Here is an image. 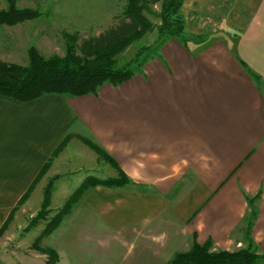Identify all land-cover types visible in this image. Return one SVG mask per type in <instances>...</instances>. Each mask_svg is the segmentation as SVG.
<instances>
[{
    "label": "crops",
    "instance_id": "crops-1",
    "mask_svg": "<svg viewBox=\"0 0 264 264\" xmlns=\"http://www.w3.org/2000/svg\"><path fill=\"white\" fill-rule=\"evenodd\" d=\"M39 1L16 0V7L38 9ZM8 8L0 0V9ZM180 12L187 38L165 39L120 85L30 103L0 95V229L50 159L30 199L70 155L88 170L99 166L81 137L130 180L123 188H91L76 204V230L91 246H147L145 257L168 264L195 242H211L217 252L252 242L264 258V0H183ZM64 17L67 26L99 19ZM32 22L3 26L0 34ZM73 124L80 137L69 140L57 165L53 155ZM106 169L120 177L111 164ZM251 202L257 214L248 232ZM177 246L184 249L172 255ZM18 253L23 263L47 261Z\"/></svg>",
    "mask_w": 264,
    "mask_h": 264
},
{
    "label": "rangeland",
    "instance_id": "rangeland-1",
    "mask_svg": "<svg viewBox=\"0 0 264 264\" xmlns=\"http://www.w3.org/2000/svg\"><path fill=\"white\" fill-rule=\"evenodd\" d=\"M68 1L54 5L53 3L40 0V8L32 9L39 13V17L28 20L33 21L32 23H25L26 25L20 26L18 29H10L9 31L2 29L0 34V60L28 65L29 50L32 47L37 48L46 58L54 55L63 57L67 51L68 37H74L76 46L80 48L84 41L97 36V34L100 35L119 24L124 18L125 10L128 6V0ZM165 1L140 0L139 6L143 9V16L149 20L153 27L143 37L135 40L127 49L116 56L118 68H123L133 62L132 70L134 72L138 71L146 59L155 55L161 43L168 37H172H161L159 33V28L162 24L160 13ZM65 5L70 6L69 12L64 10ZM66 13L75 15L78 18L80 15H96L99 19L92 22L85 18L82 20L76 18L77 21H73V26L72 24L67 26L64 17ZM78 132L77 126L73 124L71 128L66 130L63 139L70 136L71 141L79 136L77 135ZM77 139L85 147H90L81 137ZM84 139L90 141L88 138ZM61 153L55 157L58 160L57 165L60 161H63V159H59L63 157V155H60ZM69 159L68 162L65 160L57 166V176H60V178L54 183L50 206L42 218L37 219L44 202L43 191H45L47 186L43 188V191L38 188V193L33 196V200L30 199V194L22 204L15 206L17 209H15L12 221L0 238V264H27L28 261L25 259L23 263L22 256L21 260L17 258L16 254L19 255L20 253L18 252L20 250H22V253L24 252L23 255L27 258L33 259L34 256H37L36 259L42 258L44 254L35 250L34 244L43 231L51 224L52 220L59 215L70 199L74 197L81 187V182H85L89 177L102 180L111 178L110 173L107 172V163L105 161L99 160L100 164L95 170H88L87 165L90 164L83 165V163H79L73 155H70ZM80 164L86 168L84 171L80 170V167H82ZM67 167L69 168L67 169ZM77 203L72 204V214L66 215L59 228L50 236L44 237L39 244L43 248H56L61 257L60 264H165L166 261H159L154 257L151 259L145 257V247L147 246H115V248H112V246H91V244H88L85 240V231L79 234L76 230L80 211L79 206L78 208L75 207ZM182 249L184 248H180V246L173 248L171 250L173 251L172 255ZM254 264H264V258L259 256V259Z\"/></svg>",
    "mask_w": 264,
    "mask_h": 264
},
{
    "label": "trees",
    "instance_id": "trees-1",
    "mask_svg": "<svg viewBox=\"0 0 264 264\" xmlns=\"http://www.w3.org/2000/svg\"><path fill=\"white\" fill-rule=\"evenodd\" d=\"M7 1L9 8L7 10L0 9V29L3 26H16L39 17V13L32 9H18L16 0ZM139 3L140 0H128L124 18L120 23L99 36L84 41L80 48L76 46L74 37H68L67 51L63 57L54 55L46 58L37 48L32 47L29 50L28 65L0 60V95L21 103H30L49 94L71 97L96 94L98 89L105 83L120 85L128 81L135 74L131 67L133 62L123 68H118L116 56L127 49L135 40L143 37L153 27L149 20L143 16V9L139 6ZM182 5L183 0H166L163 3L160 13L162 24L159 28L161 37L187 38L180 16ZM188 37H191V35ZM70 139L71 137L67 136L63 140L53 157L61 153ZM82 140L97 153L99 160L117 168L120 177L105 180L89 177L85 180L74 197L52 220L33 246L35 250L47 255L48 258L45 264H60L61 257L56 249L43 248L39 244L44 237L50 236L59 228L65 216L71 213L73 203H77L91 188L98 186L123 188L130 182L117 162L103 148L87 139ZM51 162L52 159L44 166L38 178L18 203L19 205L30 196L38 179L48 171ZM59 178L60 176L54 177L47 185L44 191L42 209L37 219L42 218L47 213L51 203L54 183ZM15 209L17 207L14 208L8 220L0 229V238L12 221ZM251 209L248 232L257 214L252 202ZM258 259L259 256L253 251L252 242H250L248 249L236 252H213L211 242L205 245L195 242L190 251L177 253L169 264H254Z\"/></svg>",
    "mask_w": 264,
    "mask_h": 264
}]
</instances>
